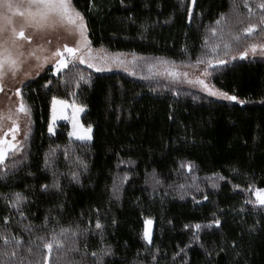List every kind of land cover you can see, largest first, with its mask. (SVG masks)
I'll use <instances>...</instances> for the list:
<instances>
[{"label": "trees", "instance_id": "16d2710c", "mask_svg": "<svg viewBox=\"0 0 264 264\" xmlns=\"http://www.w3.org/2000/svg\"><path fill=\"white\" fill-rule=\"evenodd\" d=\"M232 2L196 0L191 9V0H73L94 47L180 65L194 64L213 44L224 57L228 36L207 29L222 13L231 21ZM258 12L253 8V20ZM254 36L233 43L231 54ZM211 78L246 103L83 64L56 73L48 67L26 81L32 130L23 153L0 165V233L22 238L17 250L28 259L24 250L37 251L39 236L79 226L80 252L67 258L79 261L87 252L85 264L107 246L104 264H264V206L246 202L255 200L250 184L264 188V58L215 66ZM53 97L85 106L92 141L70 137L68 122L47 132ZM189 163L191 171L181 167ZM17 192L28 197L24 217L9 203ZM148 219L151 244L144 237ZM59 255L54 248L49 264ZM7 259L19 264V257Z\"/></svg>", "mask_w": 264, "mask_h": 264}, {"label": "snow or ice", "instance_id": "6c2138e0", "mask_svg": "<svg viewBox=\"0 0 264 264\" xmlns=\"http://www.w3.org/2000/svg\"><path fill=\"white\" fill-rule=\"evenodd\" d=\"M123 2V0H121ZM191 4L195 6L196 0H191ZM241 8L247 9V13L243 14ZM253 8L259 9L256 20H253L254 15ZM231 10L233 17L229 21L225 14H221V18L214 21L213 25H209L207 31L212 35H216L218 32L221 35L226 34L228 40L224 42L223 52L224 56L231 55L233 48V43L239 44L245 37V35H252L259 29V35L264 38V0H233L231 5ZM18 14L22 23L19 28L15 26V21L13 19L14 15ZM191 18V10L189 11V19ZM66 27L67 30L77 36L75 46H68L64 44L62 46H56L54 50H51L50 55H38L40 53H48L49 49L45 48L43 44H37L35 48L28 52L29 56L35 57L37 61H41L37 65L39 68H43L44 64H47L50 60H54L55 68L57 72L62 69L78 68L79 64H87L88 67H95L98 72L104 71L105 67L115 62L117 65H124L127 60L123 58V54H105L97 55L92 47V42L88 37V25L85 20L84 14L80 12L73 4V0H0V92L4 90L3 78L11 73L12 77L15 78L17 73L22 71L25 56L24 52V42L31 43L33 40V35L27 34L28 29L34 30V32H50L55 31L57 27ZM8 33V35H4ZM47 43H51L50 40ZM220 50L219 44H213L210 51L204 52L200 57H197L195 64L201 65L206 64L209 67L213 66V61H215L216 66H226L229 61L223 57H219L217 54ZM187 51V49H185ZM101 52H104L101 49ZM249 53L253 56L259 55L264 57V39L260 42H249L243 51L239 52V56L243 59L248 57ZM232 59H235V55H231ZM138 57L132 54V63L137 61ZM157 62L165 65H174V61H169L164 58H157ZM149 67H155V65H149ZM71 70V69H70ZM25 77L29 76V72L23 73ZM39 73L37 72V75ZM174 79H177L180 74L175 71L169 73ZM79 79H84L82 74H79ZM187 76V74H183ZM203 75L208 77L211 73L205 68ZM90 81V78H89ZM21 85L26 87L27 85L23 80L20 81ZM51 84V81H48ZM188 83H194L202 86L204 91H207L212 96H219L225 100L238 101L240 104L246 103L244 100H239L236 95H230L228 92L221 91L219 89L213 90L214 86L206 82L205 79L196 77L194 80H189ZM15 95H17L19 100V106L17 109H9L6 115H0V129L4 127V121L10 120L11 126L0 135V165L5 164L10 154L23 151V141L17 140V134L20 132V114H24L29 117L28 123L26 125L25 140L28 138V134L31 131V108L24 102V97L22 95V90L20 87L15 88ZM61 106V114L64 107H73L75 112L78 114L84 110L82 105H68L67 101L52 98V113L53 121L57 118V107ZM49 131H53L52 127H49ZM92 126L88 125L86 128L80 124L79 120L73 118V131L69 133L70 136H75L78 140L87 141L92 139ZM11 136V139L8 137ZM19 160H14L13 166L20 163ZM46 160V164H47ZM188 167L189 171L192 169L191 163L181 167ZM55 176V173H53ZM73 178L78 181V176L76 173H72ZM223 178V177H221ZM44 189H47L48 185H42ZM52 187L59 188L60 185L54 180ZM183 187V186H181ZM239 187V185H237ZM116 189L114 188V191ZM246 191L252 192L255 196V200L249 199L246 201L250 204H258L264 206V188L255 187L250 184ZM207 199V197H204ZM28 197L23 193H15L14 198L9 201L11 206L16 209L21 217H24L25 213L22 210V205L27 201ZM5 221H8L10 217H4ZM215 225H220L219 219H214L212 221ZM146 224L149 226L144 231V237L148 240V243H152L150 226L152 220H146ZM34 226L25 225V231H31ZM95 227L97 229H102L103 225L97 219ZM188 227V225H186ZM195 228L199 230L201 228L200 224H196ZM87 232V229H85ZM79 226L76 228H65L60 227L57 231L55 228L50 230V238L48 234L39 236L38 239L42 242L36 245L37 251L33 250V247L29 246L24 251L32 256V259H28V256L24 255L23 252L17 249L22 244V238H18L10 233H0V238L3 239L4 245L3 249H0V257H3L0 264H8L9 257H19V264H49L51 261L53 249L55 248L58 253H61L57 257V264H85L83 257L89 255V253L84 252L82 258L79 261L68 259L71 254L79 253L80 247L78 244L79 238ZM34 243V242H33ZM11 245V249L7 246ZM87 246L85 245V248ZM46 249V253H39V249ZM111 254L110 246L102 248L99 252L93 251L90 253L92 257L95 258L93 264H104L103 257Z\"/></svg>", "mask_w": 264, "mask_h": 264}, {"label": "rangeland", "instance_id": "374dc122", "mask_svg": "<svg viewBox=\"0 0 264 264\" xmlns=\"http://www.w3.org/2000/svg\"><path fill=\"white\" fill-rule=\"evenodd\" d=\"M192 8H193V5L191 4V9ZM13 19L15 21V26L17 28H19L21 23H22L21 17L18 14H16V15H14ZM27 34L33 35L34 38H33L31 43L24 42V49L23 50L25 52V56L22 58L24 60L22 71L17 73L15 78L12 77L11 73H8L3 78L4 90L2 92H0V115H6L10 108L13 110L18 108L20 98L17 95H15V88L20 87L22 90L23 85H21V83H20L21 80H23L25 83L26 81L33 79L36 76H38L39 74H41L48 67H52L53 71L55 73L57 72L56 68H55L54 60H50L47 64H44L43 68L37 67V65L40 64L41 61H37L35 59V57L29 56L28 55L29 51H31L33 48H35V46L37 44H43L45 48L49 49V52L48 53H40L38 51L37 54L38 55H50L51 50H54V48L58 45L62 46L64 44H68V46H75V42L77 39V36L75 34L69 32L67 30V28L63 27V26L57 27V29L55 31H50L47 33H45V32H34V30H32V29H28ZM4 35L6 36V35H8V33H5ZM252 35H255V36L253 38H250L248 41H246L245 45L241 49H239V51L231 54V55L236 56L235 59L241 58L239 56V52L243 51L245 46L249 42H260L262 39H264V38L260 37L259 33H257V34L254 33ZM88 37H89V35H88ZM48 40H50L51 43H47ZM92 47L95 50V54H97V55H103V54H105V52L109 55L116 54V53H111V52H109L103 48L94 47L93 45H92ZM101 49H103L104 52H101ZM121 54H123V58H125L127 60L126 64L121 66V65H117L115 62H113L110 65L106 66L104 71H100V72H111V71H117V70L125 71L127 73L133 74V75L140 77V78L159 79L161 81H164L166 83H169V84H172V85H175L178 87H186L189 89H193V90L202 92V93L209 95L211 97H215L218 99L225 100L219 96L210 95L207 91L203 90L202 86H200L198 84L188 83L189 80H194L196 77H199L201 79H205L207 83L214 86L213 90L219 89L221 91H224V90L220 89L219 87H217L212 82L211 76H212L213 68L216 66L215 61H213V66H211V67H209L206 64H201V65L197 66L195 63L191 64V65H180L176 62L174 65H165V64L158 63L157 58L156 59H154V58L150 59V58H145V57H142L140 55L135 54L138 57V59L135 63H132V54H129V53H121ZM231 55L224 56L223 58L228 60L229 62L232 60H235V59L231 58ZM248 57H261V56H259V55L253 56L251 53H249ZM248 57H246V58H248ZM153 64L155 65V67H149V65H153ZM83 65H87V64H83ZM91 68L96 70L95 67H91ZM205 68H207V70L211 73V75L208 77H205L203 75ZM171 71H175L178 74H180L177 79H174L169 74ZM24 72H29L30 75L25 77L23 74ZM37 72L39 73L38 75H37ZM185 73L187 74V76L183 75ZM22 95H23V93H22ZM230 95H232V94H230ZM57 99H60V98H57ZM60 100L67 101L68 105H72L73 103L75 105H81V104H77L75 102L65 100V99H60ZM24 102H25V100H24ZM85 110H86V108L84 106V110L77 114L75 112L74 108L69 106V107H64L62 114H61V106H58L57 107V118L55 121H53V113H52V106H51V114H50L49 122L47 124V132L49 134H54L57 130V126L59 123L68 122L70 125L69 133H71L73 131V118L78 119L80 124H82L86 128L88 125L84 124V122L82 120V116H83ZM30 119H31V130H32V118L30 117ZM28 120H29V117L25 116L24 114H20V120H19L20 132L17 134V140L23 141V151L25 149V146H26L27 141H28L30 134H31V131H30V133L28 134V138L25 140L26 125L28 123ZM11 123L12 122L10 120L4 121V127L2 129H0V135H2L5 131H7V129L11 126ZM50 126L52 127L53 131H49ZM91 135H92V139L87 140V141H92L94 138V127L93 126H92ZM70 137L77 139L75 136H70ZM8 138L11 139V136H9ZM23 151L17 152L14 154H10L8 158L20 156L23 153ZM147 228H149V226L145 222V230ZM152 229H153V223L150 226L151 238H152V231H153Z\"/></svg>", "mask_w": 264, "mask_h": 264}]
</instances>
